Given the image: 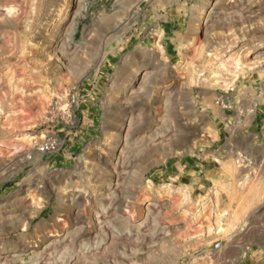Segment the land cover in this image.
I'll return each mask as SVG.
<instances>
[{"label": "rangeland", "instance_id": "1", "mask_svg": "<svg viewBox=\"0 0 264 264\" xmlns=\"http://www.w3.org/2000/svg\"><path fill=\"white\" fill-rule=\"evenodd\" d=\"M263 120L264 0H0V264H264Z\"/></svg>", "mask_w": 264, "mask_h": 264}, {"label": "built area", "instance_id": "2", "mask_svg": "<svg viewBox=\"0 0 264 264\" xmlns=\"http://www.w3.org/2000/svg\"><path fill=\"white\" fill-rule=\"evenodd\" d=\"M77 101L78 99L75 96H72L70 103L75 106L77 104ZM261 134L264 137V120L261 126ZM56 148H57V143L55 141H47L42 143L39 146L38 150L42 153H50V152H54Z\"/></svg>", "mask_w": 264, "mask_h": 264}]
</instances>
